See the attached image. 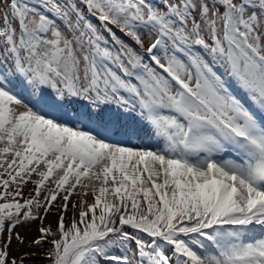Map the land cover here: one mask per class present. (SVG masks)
Masks as SVG:
<instances>
[{
  "label": "snow or ice",
  "instance_id": "snow-or-ice-1",
  "mask_svg": "<svg viewBox=\"0 0 264 264\" xmlns=\"http://www.w3.org/2000/svg\"><path fill=\"white\" fill-rule=\"evenodd\" d=\"M33 224L47 264H264V0H0V264Z\"/></svg>",
  "mask_w": 264,
  "mask_h": 264
},
{
  "label": "rangeland",
  "instance_id": "rangeland-1",
  "mask_svg": "<svg viewBox=\"0 0 264 264\" xmlns=\"http://www.w3.org/2000/svg\"><path fill=\"white\" fill-rule=\"evenodd\" d=\"M25 194H27V190H25ZM54 217H49L45 223L53 220ZM36 225L23 226L19 227L17 231L24 238V244H20L18 241L13 238L11 247L9 249L10 256H15L17 259L23 257L26 261V264H47V261L44 259L41 249L29 248L28 245L32 241V239L36 236L35 231Z\"/></svg>",
  "mask_w": 264,
  "mask_h": 264
}]
</instances>
